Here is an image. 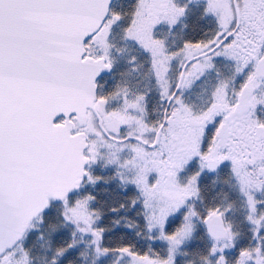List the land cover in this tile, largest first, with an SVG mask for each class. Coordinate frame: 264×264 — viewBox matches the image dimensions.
Returning <instances> with one entry per match:
<instances>
[{
	"label": "snow or ice",
	"instance_id": "1",
	"mask_svg": "<svg viewBox=\"0 0 264 264\" xmlns=\"http://www.w3.org/2000/svg\"><path fill=\"white\" fill-rule=\"evenodd\" d=\"M0 264H264V0H0Z\"/></svg>",
	"mask_w": 264,
	"mask_h": 264
}]
</instances>
